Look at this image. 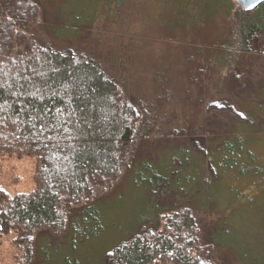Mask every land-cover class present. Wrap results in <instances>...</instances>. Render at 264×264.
Here are the masks:
<instances>
[{"label": "rangeland", "instance_id": "374dc122", "mask_svg": "<svg viewBox=\"0 0 264 264\" xmlns=\"http://www.w3.org/2000/svg\"><path fill=\"white\" fill-rule=\"evenodd\" d=\"M166 2L0 0V64L46 48L72 51L121 87L137 118H152L140 140L121 143L115 175L92 177L85 196L63 197L65 225L0 221V264H115L114 248L162 234L191 248V264H243L231 247L249 263L264 261V33L252 38L237 82L201 64L225 42L226 15L199 31L203 46L185 47L161 27ZM36 169L33 151L0 150V211L36 188ZM90 203L91 218L70 232ZM183 208L192 229H178Z\"/></svg>", "mask_w": 264, "mask_h": 264}, {"label": "trees", "instance_id": "16d2710c", "mask_svg": "<svg viewBox=\"0 0 264 264\" xmlns=\"http://www.w3.org/2000/svg\"><path fill=\"white\" fill-rule=\"evenodd\" d=\"M166 4L167 23L162 22L161 27L185 47L188 43L203 46L194 41L199 40V31L215 27L216 20L226 15L225 42L220 50L212 51L218 63L206 56L201 64L216 72L236 74L238 82L240 68L251 54L252 38L264 33V2L252 10H244L232 0H167ZM262 94L259 91L260 97ZM151 120L146 113L137 118L121 87L93 61L77 58L72 51L46 48L0 64V150L23 147L37 156L36 188L14 194L8 209L0 211V221L27 230L65 225L63 197L85 196L91 192L92 177L115 175L121 167V143L140 140L148 133ZM234 138L238 140L236 134ZM93 204L82 209V218L70 232L81 220L91 218ZM178 221L180 230L196 224L188 208L178 212ZM173 236L162 234L156 241L137 236L114 248L115 264L193 263L191 248ZM230 249L243 264H264L260 258L251 263L243 260L235 253L239 247Z\"/></svg>", "mask_w": 264, "mask_h": 264}, {"label": "water", "instance_id": "95a60500", "mask_svg": "<svg viewBox=\"0 0 264 264\" xmlns=\"http://www.w3.org/2000/svg\"><path fill=\"white\" fill-rule=\"evenodd\" d=\"M244 10H252L264 2V0H234Z\"/></svg>", "mask_w": 264, "mask_h": 264}, {"label": "snow or ice", "instance_id": "6c2138e0", "mask_svg": "<svg viewBox=\"0 0 264 264\" xmlns=\"http://www.w3.org/2000/svg\"><path fill=\"white\" fill-rule=\"evenodd\" d=\"M241 115H243V114L241 113Z\"/></svg>", "mask_w": 264, "mask_h": 264}]
</instances>
